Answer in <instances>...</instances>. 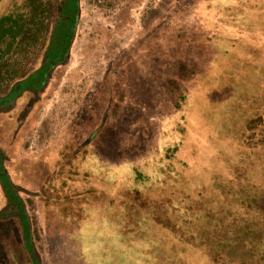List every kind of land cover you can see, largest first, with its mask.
Wrapping results in <instances>:
<instances>
[{
  "label": "rangeland",
  "instance_id": "374dc122",
  "mask_svg": "<svg viewBox=\"0 0 264 264\" xmlns=\"http://www.w3.org/2000/svg\"><path fill=\"white\" fill-rule=\"evenodd\" d=\"M256 6L0 0V210L3 185L24 205L0 219V264H143L140 233L125 225L141 221L126 214L130 199L190 187L185 177L206 162L223 169L222 215L234 223L222 249L264 264V187L234 171L232 149L218 161L205 142L224 132L210 113L215 76L256 37Z\"/></svg>",
  "mask_w": 264,
  "mask_h": 264
},
{
  "label": "trees",
  "instance_id": "16d2710c",
  "mask_svg": "<svg viewBox=\"0 0 264 264\" xmlns=\"http://www.w3.org/2000/svg\"><path fill=\"white\" fill-rule=\"evenodd\" d=\"M256 1V17L251 19L247 29L248 34L252 32L256 37L252 43H243L246 46L242 52L227 62V68L219 70L215 76L218 86L214 95L216 105L210 113L217 115L213 123L216 130L223 127L224 132L216 133L215 138L211 135L205 142L214 147L218 161L222 147L227 153H221L222 157L232 149L237 156L234 171L247 182L251 180L264 187V2ZM251 123L256 125L254 131L244 135L243 125L248 127ZM248 136H254L255 140L246 142L244 138ZM194 170L195 175L185 177L190 187H186L183 181L178 185L171 182L160 188L147 189L143 200L139 196L130 199L126 214L138 213L141 221L134 226L129 219L125 225L127 231L137 230L140 233L139 250H144L140 262L150 256L151 259L144 260L143 264H247L240 259L252 258H239L222 249V246L229 247L230 229L234 223L222 215L227 206L220 191L224 186L219 179L223 176L221 165L208 168L207 162L200 163L195 164ZM1 191L8 202L0 210V219L5 218L2 217L5 212L16 213L19 207L20 214L24 215L21 197L15 193V199H11L8 196L10 191L4 185ZM182 206L190 214L181 212L173 217L175 208ZM159 210L164 211L162 220L157 216ZM29 228L24 222V243L29 236ZM132 243L125 242L123 246ZM107 250V259L109 256L115 260L117 251Z\"/></svg>",
  "mask_w": 264,
  "mask_h": 264
},
{
  "label": "crops",
  "instance_id": "0c3cea01",
  "mask_svg": "<svg viewBox=\"0 0 264 264\" xmlns=\"http://www.w3.org/2000/svg\"><path fill=\"white\" fill-rule=\"evenodd\" d=\"M262 2H264V0ZM262 9H263V14H264V3L262 4Z\"/></svg>",
  "mask_w": 264,
  "mask_h": 264
}]
</instances>
